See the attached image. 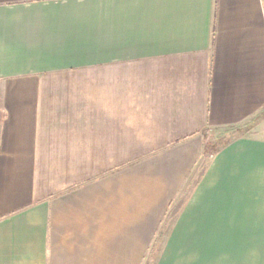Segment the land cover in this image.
Listing matches in <instances>:
<instances>
[{"label":"crops","instance_id":"1","mask_svg":"<svg viewBox=\"0 0 264 264\" xmlns=\"http://www.w3.org/2000/svg\"><path fill=\"white\" fill-rule=\"evenodd\" d=\"M150 256L264 264V0H0V264Z\"/></svg>","mask_w":264,"mask_h":264},{"label":"rangeland","instance_id":"2","mask_svg":"<svg viewBox=\"0 0 264 264\" xmlns=\"http://www.w3.org/2000/svg\"><path fill=\"white\" fill-rule=\"evenodd\" d=\"M232 132H230V130H228V131H219V132L218 131H214V130H209L206 133V143H205L206 151L207 152L214 151V149L219 146L220 142L225 141V140H227L230 137L229 135H231ZM205 162H206V158H202V160L199 162V165L195 169V173H197L203 167ZM187 189H185L184 193L182 194V198L186 195L185 192L187 191ZM151 259H152L151 256L148 257L145 264H151Z\"/></svg>","mask_w":264,"mask_h":264},{"label":"trees","instance_id":"3","mask_svg":"<svg viewBox=\"0 0 264 264\" xmlns=\"http://www.w3.org/2000/svg\"><path fill=\"white\" fill-rule=\"evenodd\" d=\"M206 148V147H205ZM206 154H208L209 152L206 151V149L204 150Z\"/></svg>","mask_w":264,"mask_h":264}]
</instances>
